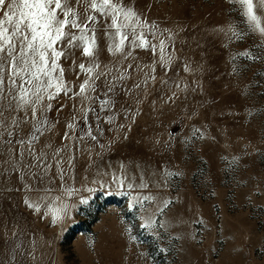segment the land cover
<instances>
[{
	"label": "snow or ice",
	"instance_id": "1",
	"mask_svg": "<svg viewBox=\"0 0 264 264\" xmlns=\"http://www.w3.org/2000/svg\"><path fill=\"white\" fill-rule=\"evenodd\" d=\"M225 3L238 6L241 26L236 30L226 22L213 29L226 38L223 46L257 37L250 48L231 55L230 75L240 76L245 66L264 65V0ZM181 31L149 19L137 0H0V199L18 196L31 214L49 217L56 225L68 212L65 200L76 192L69 180L81 157H88L97 173L111 168L105 156L127 139L146 102L152 111H161L158 102L172 108L202 92V67L183 55L186 42L177 46ZM262 88L264 72L257 75L252 92L246 86L241 94L250 98ZM256 109L252 105L245 118H264ZM187 115H195V109ZM189 132L178 143L190 153L207 137L205 129L195 126ZM174 135L163 139L168 152ZM225 160L235 172L236 158ZM167 164L158 162L151 171L136 165L135 184L123 162L120 175L103 174L121 187L147 193L136 196L132 206H155L162 217L175 201L161 194L185 175ZM142 227L158 232L163 224L157 218L154 225L149 217ZM19 247L5 241L0 264H16Z\"/></svg>",
	"mask_w": 264,
	"mask_h": 264
},
{
	"label": "rangeland",
	"instance_id": "2",
	"mask_svg": "<svg viewBox=\"0 0 264 264\" xmlns=\"http://www.w3.org/2000/svg\"><path fill=\"white\" fill-rule=\"evenodd\" d=\"M137 6L147 8L149 19L161 27L183 30L177 46L186 42L183 55L202 67V92L172 108L158 102L161 111H152L146 102L127 139L105 156L111 168L97 173L88 157H81L69 180L76 192L65 200L68 212L56 225L31 214L18 196L0 199V246L5 241L20 246L16 264H264V118H245L252 105L264 112V88L250 98L241 94L246 86L253 91L264 65L257 62L250 70L243 67L240 76L230 75L231 55L250 48L257 37L223 46L226 38L213 29L226 22L236 30L241 26L238 6L225 0H137ZM193 109L195 115L188 116ZM193 126L205 129L207 138L189 153L178 141ZM172 133L168 152L163 139ZM225 157L236 158L235 172ZM161 161L185 174L161 194L175 201L162 217L155 206H132L136 196L147 193L121 187L103 174L120 175L123 162L135 184L136 165L151 171ZM149 217L154 225L160 218L163 228L142 227Z\"/></svg>",
	"mask_w": 264,
	"mask_h": 264
}]
</instances>
